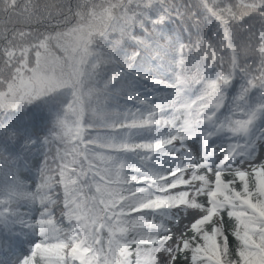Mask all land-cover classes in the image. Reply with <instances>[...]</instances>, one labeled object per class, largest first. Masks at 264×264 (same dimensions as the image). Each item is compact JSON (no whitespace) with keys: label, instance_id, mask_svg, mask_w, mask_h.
Listing matches in <instances>:
<instances>
[{"label":"snow or ice","instance_id":"1","mask_svg":"<svg viewBox=\"0 0 264 264\" xmlns=\"http://www.w3.org/2000/svg\"><path fill=\"white\" fill-rule=\"evenodd\" d=\"M0 264H264V0H0Z\"/></svg>","mask_w":264,"mask_h":264},{"label":"trees","instance_id":"2","mask_svg":"<svg viewBox=\"0 0 264 264\" xmlns=\"http://www.w3.org/2000/svg\"><path fill=\"white\" fill-rule=\"evenodd\" d=\"M232 243L234 244L235 242H234V241H232Z\"/></svg>","mask_w":264,"mask_h":264}]
</instances>
